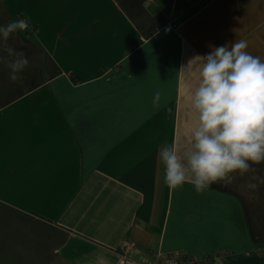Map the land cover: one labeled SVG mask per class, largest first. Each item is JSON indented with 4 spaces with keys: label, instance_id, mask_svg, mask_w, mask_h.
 <instances>
[{
    "label": "crops",
    "instance_id": "crops-1",
    "mask_svg": "<svg viewBox=\"0 0 264 264\" xmlns=\"http://www.w3.org/2000/svg\"><path fill=\"white\" fill-rule=\"evenodd\" d=\"M24 17L27 68L0 65V264H118L124 244L264 264V163L198 194L159 162L188 146L198 56L244 39L264 58V0H0V25Z\"/></svg>",
    "mask_w": 264,
    "mask_h": 264
},
{
    "label": "clouds",
    "instance_id": "clouds-1",
    "mask_svg": "<svg viewBox=\"0 0 264 264\" xmlns=\"http://www.w3.org/2000/svg\"><path fill=\"white\" fill-rule=\"evenodd\" d=\"M29 21L24 17L0 25V65L8 69L12 81L29 60L9 40L27 31ZM209 47L207 55L198 56L188 146L182 150L173 142L159 151L162 183L170 190L189 183L199 194L231 174L244 175L264 163V58L252 55L244 39ZM161 103L157 91L152 108L158 110Z\"/></svg>",
    "mask_w": 264,
    "mask_h": 264
},
{
    "label": "built area",
    "instance_id": "built-area-1",
    "mask_svg": "<svg viewBox=\"0 0 264 264\" xmlns=\"http://www.w3.org/2000/svg\"><path fill=\"white\" fill-rule=\"evenodd\" d=\"M171 28L177 30L178 26L175 24H169ZM30 32H35V29L29 27ZM125 252L120 255V261L118 264H142L132 259L127 250L133 249L134 244H124ZM257 251L256 254H259ZM251 253H246V257H249ZM234 258V254L229 251H219L213 254H205L202 257H195L189 255L187 252H173V253H158L152 264H229Z\"/></svg>",
    "mask_w": 264,
    "mask_h": 264
},
{
    "label": "trees",
    "instance_id": "trees-1",
    "mask_svg": "<svg viewBox=\"0 0 264 264\" xmlns=\"http://www.w3.org/2000/svg\"><path fill=\"white\" fill-rule=\"evenodd\" d=\"M30 27L34 29V27H33V26H31V25H30Z\"/></svg>",
    "mask_w": 264,
    "mask_h": 264
}]
</instances>
